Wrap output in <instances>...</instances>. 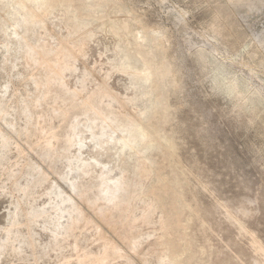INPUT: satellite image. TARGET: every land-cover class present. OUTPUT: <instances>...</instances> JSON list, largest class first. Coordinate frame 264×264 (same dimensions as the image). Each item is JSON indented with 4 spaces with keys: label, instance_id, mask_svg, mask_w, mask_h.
Listing matches in <instances>:
<instances>
[{
    "label": "rangeland",
    "instance_id": "1",
    "mask_svg": "<svg viewBox=\"0 0 264 264\" xmlns=\"http://www.w3.org/2000/svg\"><path fill=\"white\" fill-rule=\"evenodd\" d=\"M16 2L0 0V104L8 111L0 131L11 139L8 147H0V245L6 244L0 246V264H79L84 255L89 259L102 252L100 230L118 246L106 264H166L159 259L161 210L155 207L142 221L153 202L143 194L153 171L138 177L137 162L144 170L157 162L161 172L180 180L183 201L193 211L185 228L192 264H264V0H74L75 6H59L43 25L33 21L26 30ZM83 10L90 14L87 19L77 16ZM122 20L128 29L119 28ZM141 26L158 39L146 41ZM24 32L32 45L52 49L63 37L73 53L63 72L66 88L83 97L105 84L116 96L104 91L97 96L99 105L112 109L106 120L92 124L84 109L49 97L34 105L37 112L32 106L35 117L43 116L32 120L42 133L30 137L31 147L6 125L14 121V128H23L30 114L24 99L38 93L31 78L39 69L23 57ZM135 34L154 48L155 65L165 56L173 72L175 81L170 76L168 85L163 82L167 111L159 129V142L175 146L169 158L125 125L124 118L139 123L160 104L150 78L136 77L148 69L132 48ZM54 110H68L66 119L56 118ZM53 130L58 136L52 140L53 157H43L39 149ZM121 176L131 182L127 211L139 243L135 251L75 195L69 182L87 188L98 207H109L111 194L104 199L101 187H113ZM61 191L72 193L82 209L67 235L62 225L76 214L71 202H61ZM11 223L16 224L7 235L3 228Z\"/></svg>",
    "mask_w": 264,
    "mask_h": 264
},
{
    "label": "bare ground",
    "instance_id": "2",
    "mask_svg": "<svg viewBox=\"0 0 264 264\" xmlns=\"http://www.w3.org/2000/svg\"><path fill=\"white\" fill-rule=\"evenodd\" d=\"M35 2H38V7L34 8L32 3ZM16 5H17V9L23 13L24 17L22 22L24 24V29L26 30L28 28V25H30L31 22L33 21H36L39 24L43 25L45 18L49 14H51L52 11L57 7L75 6V3L74 0H17ZM84 6L85 5L83 4L82 9H84ZM77 16L79 18L87 19L90 16V14L86 13V11L84 12L83 10V11H77ZM137 25H138L137 28H139V24ZM109 26L112 32L114 33L117 32L116 28H114L110 24ZM77 28L78 26L76 25L74 27V30H77ZM119 28H121L122 30L128 29L129 28L128 22L122 20L121 22H119ZM140 28L141 31L140 29L139 31L143 32L147 36L146 41L152 37L155 40L158 39L156 37L158 35L155 33L156 34L155 36L154 31L151 32L149 31V29L147 30V28H145L144 26H141ZM15 33H18V31L16 32L14 29V34ZM137 36L138 35L136 34L134 35L132 48L137 54L140 55L141 57L140 59L144 63V67L148 69V72L137 73L136 77L150 78L151 89H152L151 92L154 95L153 98L159 101L160 104L154 105L150 114L149 115L147 114L145 119H142V121L141 119H139L140 120L139 123H136L132 118L129 117L124 118L125 125L131 124L132 126H134L137 131V135H136L137 138H139L142 142L144 141L148 146H155L157 149H162L163 155L169 158L174 155L175 146L172 142L169 143L170 141L166 146H163L161 142H159V135H160L159 129H160V123L166 116V111H167V105L163 101V93H164V89H162L163 82L165 80H169V77L173 72L171 70V65L164 58L165 56L161 57V61L158 66L155 65V63L153 62V56L155 52L154 48L145 47V43L142 42L143 40L140 41L138 39L139 36L138 37ZM20 40L24 42L23 57L25 58L26 64H30L31 67L33 65L34 67L38 68L39 72L38 74L35 72L36 76L34 75V77L32 76L31 78L33 84L35 85V88L38 90V93L36 95L33 94L34 96L31 99L29 98L24 99L28 108V112H30L28 117H26L27 120L25 119L26 122L24 127L21 129L18 128L16 129L14 128L15 126L14 121H13L14 124L12 123V121L6 122V125L8 123V125L11 128H13L14 130L13 132L17 136L22 137L30 147L32 146L30 143L31 141L30 137L32 135L34 136V134L42 133L41 129L37 130V128L33 127L32 120L35 117V115L31 111L32 106L36 104L39 105L42 102L44 103L45 101H47L49 97H52L53 99H61L63 102L67 101L70 104L71 109L74 108L84 109L86 112L92 115V119H91L92 124L95 122L96 119L106 120L109 117V114L112 113V109L108 105H104V104L99 105V103L97 102V96L101 95V91H104V93H106L109 97L112 98L116 97L115 94H113L106 87L105 84H103L100 89L90 92L89 94L83 97H79L77 91L75 90L68 91V89L66 88L65 82L63 80V72L66 69V60L69 57H73V53H72V49L68 46L67 42L63 39V37L58 41L59 44L57 42L58 47L53 49L47 48L46 45L43 43L32 45L31 43L28 42V36L25 34V32L21 34ZM158 44L159 43H157V45L155 46L157 47V49L160 46V45L158 46ZM72 67L73 66H71V69ZM36 68L34 70H37ZM126 69L127 68H124V70ZM172 79L174 80V77H172ZM166 82L167 81H165V85H168L166 84ZM7 114H8L7 109L3 106V104H0V120L3 122L6 121L7 119L5 116ZM67 114H68V110H54L53 112V115H55L56 118L57 117L61 118L62 121H64L63 119H66ZM36 115L37 118L43 116L42 114H36ZM52 117L54 118V116ZM117 120L123 121V119L121 118H117ZM93 128H94L93 125L89 127V129H93ZM38 137L41 138L40 135H38ZM57 139L58 136L56 135L54 130L49 131L46 140L43 139L45 140V143L44 142H43L44 144L42 143L43 146L40 145L41 143L39 144L41 146V148L39 149V154L43 157H48V156L53 157V155L51 154L52 153L51 149L53 147L52 140L56 141ZM124 140L125 137L120 138V141H124ZM9 141H11V139L9 140L8 136L0 131V145H1L0 147L2 148L6 146L8 147V145H10ZM15 146H17V144ZM155 164H157V162H154V164L152 162L151 167L148 168L149 170H144L140 162H137L135 164L137 168L135 174L137 173L138 177H143L147 175L150 171H153V177H152L153 181L143 192L145 196H152L153 202L152 204H149L147 206L146 212L143 214L142 221L147 222L150 218L153 209L155 207H158L161 210L160 211L161 216L158 226L160 232L158 242L162 244L164 247L159 255L160 261L166 264H192L191 263L192 243L189 239L188 233L185 232V228L187 229L188 226L187 223L189 222V220H191L193 216V211L191 207L183 201L182 190H181L182 184H181V188H178V185L180 184V180L176 176L168 175L169 173L164 174L163 172L160 171L158 166L156 167L154 166ZM82 165H84V163H82ZM175 165L177 166V164ZM90 166L91 165H89V167ZM84 172L86 173V168L85 170H83L82 174H85ZM69 182L71 189L75 191V195L80 200H82L89 208L94 209L98 218L106 226L113 229L114 232L115 231L118 232L119 238L126 243L129 250L131 251L137 250L139 243L133 236L132 230L134 229V224L131 221H129L128 211H127L128 209L127 204L129 200L132 198L131 190H130L131 182L129 180V177L121 176L117 178L113 187H111L107 183L102 185L101 191L104 193L103 198L106 199L105 197L106 193L111 194L109 197H107V202L111 204L109 207H107V205L98 207L96 203L97 198L89 196V193H87L89 190L87 188L80 190L82 185L80 186L79 183L75 182V180L73 179H71V181ZM63 193L64 192L61 191L58 196H60ZM71 194L67 193L65 194V196L60 198L62 203L71 202L74 205L73 211L76 214L74 217L70 219L69 222H67L65 226L62 225V228L64 229L62 235H67L68 230H73L75 228L76 224L79 222L78 217L82 213L81 207L78 205L76 201H74V197L72 196L73 194L72 195ZM185 212H187V217L186 220H183L182 217ZM39 215L41 214L35 213L33 217H38ZM15 224L16 223H11L10 225L8 224L9 226L7 225V227L3 228V230L7 229L6 230L7 235L10 234L11 228L14 227ZM99 239L101 240L100 247L102 248V252L90 256L89 259H86L84 255V257L79 260L78 262L79 264H88L86 260H91V262H97L100 264H106L105 260L109 257L110 253L118 252L117 244L112 240L108 239L102 233L101 230L99 232ZM0 246L5 247L6 244L2 243Z\"/></svg>",
    "mask_w": 264,
    "mask_h": 264
}]
</instances>
